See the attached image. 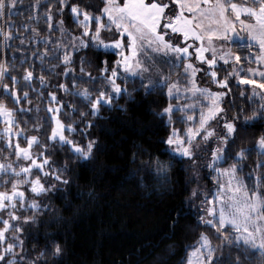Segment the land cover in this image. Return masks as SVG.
I'll list each match as a JSON object with an SVG mask.
<instances>
[{
  "label": "trees",
  "instance_id": "1",
  "mask_svg": "<svg viewBox=\"0 0 264 264\" xmlns=\"http://www.w3.org/2000/svg\"><path fill=\"white\" fill-rule=\"evenodd\" d=\"M32 2L22 0L13 11L14 32L20 23L29 22L27 17L31 14L29 4ZM50 2L41 0L35 12L42 14ZM70 3L93 13L103 7L102 0H70ZM63 15L65 26L76 31L77 24L67 5ZM35 26L40 29L41 36L49 32L43 20ZM20 31L25 38L30 35L24 29ZM104 35L118 37L108 30ZM44 46L32 41L21 46L18 37L4 41L0 35V60H6L11 74L19 77L22 69L29 67L28 64H20V57L26 55L34 64L33 72L37 76L41 74V65L32 53L37 48L43 50ZM81 56L90 61L85 63V72L97 78L86 80L89 85L99 81L100 69L105 66L103 61H107V67H112L118 59L111 51L90 46L74 54L75 63L71 67L77 71H80ZM47 63L50 62L46 61L45 67ZM53 64L59 65L55 69L56 74L43 72L47 77L45 87L41 88L37 80L31 83L38 91L21 89L17 85L21 94L24 90L29 91L27 101L21 100L19 106L0 89V98L6 99L9 107L31 109L30 112L15 113L18 126L24 129L19 137L20 144H27L26 135L38 136L41 144L36 146L34 154L42 151V145H47L48 151L44 155L51 158V167L46 166L44 171L62 168L61 175L67 181L61 183L33 170L31 176H40L48 191L35 194L30 186H20L25 193V207L19 208L20 201L16 200V215L21 218L35 216L32 222H19L23 228L21 238L25 264L28 260H35L36 264H186L193 249L199 246L201 233L207 235L215 247L214 264H264V254L260 250L243 242L229 244L222 241L214 228L201 222V212L187 203L195 180L185 158L167 149L166 138L171 125L166 116L160 115V110L170 102L166 87L146 92L139 79L129 80L128 91L116 98L111 106L102 107L99 115L93 116L89 105L72 90L64 94L57 87L65 81L72 85L71 77H65L64 66L58 61ZM12 65H15L14 70ZM3 83L11 84V80L5 77ZM49 92H55L56 96L62 93L63 98L66 96L60 117L65 124L77 128L75 133H71L76 142L85 145L90 140L94 141L88 158L74 155L68 145L61 146L48 140L52 121L51 113L46 109L56 103L49 100ZM241 93L242 89L237 88L229 101L234 103V110L240 115H251L260 102L248 89L244 95ZM81 107L83 110L79 111ZM72 108L76 110L72 111ZM88 121H92L91 126ZM35 124L41 128L35 129ZM4 126L0 117V129ZM261 135H264V120H257L246 127H240L238 123L237 134L229 142L224 164L233 162L235 153L244 148V168L261 178L259 186L264 194V164L258 167V163L264 161V155L256 146ZM17 159L4 135L0 136V162H16ZM29 162L19 159L14 166L18 168ZM160 165H163L162 170H158ZM14 179L15 176L0 174V191L10 192ZM32 200L40 205L38 210L30 207ZM9 211L12 209L0 210V219H10ZM0 227H3L2 223ZM11 231L13 229L6 236H10ZM226 231L230 234L234 230L226 226ZM55 244L60 245L59 254L53 253Z\"/></svg>",
  "mask_w": 264,
  "mask_h": 264
},
{
  "label": "snow or ice",
  "instance_id": "2",
  "mask_svg": "<svg viewBox=\"0 0 264 264\" xmlns=\"http://www.w3.org/2000/svg\"><path fill=\"white\" fill-rule=\"evenodd\" d=\"M47 2V0H46ZM178 6V10L174 15H169L166 10H169L170 3ZM22 3V0H0V19H4V24L7 25V30L0 26V35L3 36L4 41L19 38L20 45L28 43L29 41L36 43H43L45 45L43 50L37 48L32 57L38 60L41 65V74L34 76V64H32L28 56L20 57V64H28L29 67L22 69V74L18 77L12 75L9 71V64L6 60H0V89L3 94L10 97L13 104L20 105L21 100L28 99L29 91L18 90L17 85L21 89L31 88L33 91H38L33 88L32 81L37 80L41 88L46 86L47 77L43 72L48 71L56 74L55 69L58 64L47 63L46 61L56 60L62 64L63 74L65 77H71L73 84V94L80 96L90 107L91 115H99L101 108L104 106H111L113 100L118 98L122 93L128 91L127 80L139 78L141 86L145 91H151L157 87L167 88V96L169 103L160 110L161 116H167L168 122L172 123V114L174 111L182 113L193 111L197 104L200 105L198 123L193 115L181 117L188 122L189 126L184 130V134H180V130L173 127L167 137L166 145L174 146L171 151L178 154L179 157L188 158L195 166V156L199 155L200 144L195 143L196 140H201L202 143L207 144L210 138L216 137L220 146L210 149L211 156L204 165L208 169L213 170L217 176L213 177L217 180L218 188L217 194L211 198H207V213L212 219H205L201 217L200 220L205 225L216 230L218 238L226 243L243 242L245 245H251L253 248H259L264 254V228H258L257 224L264 221V194H262L259 186L260 177H256L257 183L254 185L255 190L249 192L246 190V185L243 184L241 178L237 175L240 167L238 163L231 164L228 168H218L216 165L222 162L227 152V146L231 140L234 139L238 131V122L240 127H246L250 123L257 120H264V91H257V87L264 90V0H254V4L258 6L241 5L235 2L226 3L225 0H102L103 7L99 8L96 13L89 12L80 8L75 3H70V0H53V3H58L60 7L55 8V11L62 15L64 6H68L70 13L73 15V21L82 30L79 36H76L64 26L63 19L57 20L53 24V3H48L47 8L42 14L36 13L35 9L40 7L41 0H33L29 4L31 14L27 17L28 23H20L18 28L13 27L15 21L11 20L13 11ZM93 5H90L92 7ZM187 13V14H186ZM234 14V15H230ZM20 13H17L19 15ZM242 14H247L254 18V22L246 23L241 19ZM43 20L48 27L49 32L54 28L60 32V37L53 42L52 36H41L38 25ZM241 25V30L247 33L248 47L252 48L257 44L261 55L255 56V61L258 64L257 68L244 69L240 64L241 56L233 54L231 50L225 51L222 47L219 49V59L225 64L229 61L233 62V70L223 79L218 78L216 71H210L209 75L213 83L219 87L228 89L229 76L236 77L238 85H253L252 97L259 95L262 102L257 109L251 112V115L241 117L240 115H233L231 119L226 116L224 118L223 132L221 136H216L215 129L209 127L210 121L219 117L224 113L225 109L221 107L227 91H212L210 88L201 87L197 84L195 77L200 69H197L191 62L189 57L194 56L196 60L206 62L209 67H214L217 64V48L212 46L213 40H229L241 42L242 38L235 27L236 22ZM94 25V29H93ZM24 29L30 35L25 38ZM102 30H108L118 36L116 39L105 40L102 38ZM231 33V35H230ZM69 36L68 43L63 42L65 36ZM175 36L177 39L184 41V46L178 43H173L171 37ZM190 39L200 41L199 46L194 48V52H190L192 47L189 43ZM207 41L208 47H205ZM51 43V48L48 45ZM90 46L96 48L110 49L112 54L116 55L118 59L114 61L111 68V74L106 75L109 71L107 61H103L104 67L100 69L98 78L103 80L107 85V91L104 89H97L98 95H93L87 86L77 88V80L87 77L89 80H95L91 73L85 72L86 57H80V73L77 77L75 75V68L71 67L75 63L74 53L78 54L81 50ZM23 53V48L21 47ZM151 52L154 55L161 57L162 63H169V73L161 74L162 69L154 62L146 64L145 60L149 57L146 55ZM205 53L211 55L209 59ZM141 57L144 59L142 60ZM15 60V54H13ZM251 61V55L247 58ZM90 63V61H87ZM183 63V73L185 77V87L181 88L179 78L172 80L171 68L173 65L179 66ZM13 70L15 65L11 66ZM123 68L124 72L118 73L117 69ZM157 73L156 78H147L146 74L151 72ZM241 72L252 75H259L260 79H250L247 74L242 75ZM130 74V75H129ZM123 75L125 83L121 85L117 83V79ZM5 77L11 80V85L3 83ZM171 81V82H170ZM59 89L65 92L69 91L68 85L60 83L57 85ZM182 92L185 94L183 98L189 99L192 102L188 104H172L171 100L179 101L182 97ZM40 96L43 93L39 94ZM241 95H244L242 92ZM199 97V100H197ZM48 98L50 101H56V93L49 92ZM251 99V97H250ZM31 103V101H28ZM206 105V107H204ZM63 107L61 101L56 107L51 104L46 111L51 113V132L48 135V140L53 143H58L61 146L68 145L70 151L80 158H88L91 155L94 141H89L86 146L74 142L65 135V131L71 133L76 129L72 124H65L59 117L58 113ZM76 110L75 108L73 109ZM17 111H31V109H24L22 106L12 108L7 103L0 99V117L3 118L5 127L0 130L7 140L9 147L13 148L14 155L18 158L16 162H0V174H7L15 176L16 179L11 181V191H0V210L12 209L9 211L10 219H0L3 227H0V264H25V255L23 249V239L21 234L23 228L20 226V221L29 223L35 220V216L18 217L16 215L17 204L19 200V208H24L25 193L21 189V185L30 186L32 193L40 194L48 191L45 184L41 182L40 176H31L33 170L40 172L43 176H50L52 179L67 183L61 175L62 168L52 171H44L47 167H51V158L44 155L48 151L47 145H42V151L34 154L31 149L34 145H40L41 141L38 136H24L27 144L21 146L19 142L20 135L24 129L18 126V121L15 116ZM84 113H81L83 116ZM91 126L92 121L87 122ZM195 125V126H193ZM35 129L41 128V125L35 124ZM13 137L16 139L13 140ZM257 148L261 155H264V135L258 137ZM245 149L241 148L235 153L237 161L243 160L245 157ZM251 151V149H248ZM19 159L30 161L29 163L20 167H15L14 163H18ZM159 164V162H158ZM264 164V161L258 163ZM163 165H160L158 170H162ZM226 175L228 177L226 183H221L219 177ZM251 175V174H249ZM22 177V178H21ZM195 195V192L193 193ZM7 201V203H6ZM219 205L218 207L216 205ZM30 207L38 210L40 205L36 200L30 201ZM10 221H16L13 224ZM226 226L232 228V233H227ZM11 231L10 236L6 233ZM256 232H260L261 236L257 237ZM11 241V242H9ZM199 247L195 248V253L204 256L207 264H214L213 252L215 247L211 244L207 235L201 233L199 237ZM19 249V251H17ZM61 251L60 245L55 244L53 248L54 254H59ZM40 255H43L41 253ZM27 264H36L35 260H28Z\"/></svg>",
  "mask_w": 264,
  "mask_h": 264
},
{
  "label": "rangeland",
  "instance_id": "3",
  "mask_svg": "<svg viewBox=\"0 0 264 264\" xmlns=\"http://www.w3.org/2000/svg\"><path fill=\"white\" fill-rule=\"evenodd\" d=\"M119 2H122V0H119ZM225 2L229 3V4L232 3V2H235V3L241 4V5L258 6L257 4H254V0H225ZM50 3H53V0H51ZM20 5H21V3L19 4V6ZM57 7H60V5L58 3H53V21L52 22H53L54 25H55L56 21L60 20V19H63V21L65 23L64 15L62 16L60 14L61 16L57 17V16H59V13H57L55 11V8H57ZM65 7L66 6H64V9H65ZM177 10H178V6H175L174 2H173V3H170L169 10H166V11L168 12L169 15H174ZM230 15H234V14L230 13ZM72 17H73V15H72ZM241 19L245 20L246 23L254 22V18L249 17L247 14H242ZM0 26H3L4 28H5V26H7V25L4 24V19H0ZM64 26H65V24H64ZM235 27H236V29H237V31L239 33V37L242 38L241 42L238 43V42L229 41V40L221 41V40H218V39L214 38L212 46L217 48V50H218L217 51V64L214 67L210 68L209 65H207L206 62L198 61V60L195 59L194 56L189 57V59L195 65V67L197 69L201 70V71H198L196 73V77H195V80H196V82H197V84L199 86L210 88L212 91H227L226 89L221 88L217 84L213 83L212 80H211V77L209 75L210 71H216L217 74H218V78L219 79H223V78H225L227 73H229V72H231L233 70V62L232 61H229L228 63L225 64L223 61H221L219 59V55H220L219 49L221 47L225 51L231 50V52L233 54H239L241 56L240 64L243 66L244 69H247V68H250V67L251 68H257L258 67V64L255 61V56H258V55L262 54L259 51L258 45L254 44L252 48H249L248 47L247 38H246L247 37V33L245 31L241 30V25H240V23L238 21L236 22ZM65 28L68 29L70 31V33H72V34H74L76 36H79L80 32L82 30L78 25L76 26V28H77L76 31L72 30L70 28H67L66 26H65ZM93 29H94V25H93ZM5 30H7V29L5 28ZM104 31L105 30H102V33H101V36H102L103 39H105V40L116 39V38H110V37L108 38V37H106L104 35ZM60 35H61L60 32L57 29L54 28L51 32H47V34L45 36H52L53 42H54V40L56 38L60 37ZM230 35H231V33H230ZM171 39L173 40V43H178L181 46H184V41L182 40V38L181 39H177L175 36H173V37H171ZM68 41H69V36L66 35L63 38V42L64 43H68ZM189 43L191 45H193L192 47L189 48V51L190 52H194V48L199 46L200 41H196V40L190 39ZM41 44L42 43H40V45ZM51 46L52 45L50 43L48 45V47L51 48ZM205 47H208L207 41H205ZM101 49H103V48H101ZM103 50L112 52V50H110V49H103ZM146 55L149 57L148 60H145L146 64H151L152 62H154L159 68L162 69V73L161 74H168L169 73V63H172V60H174V58L169 60L168 63H162L161 62V57L159 55H154L151 52H148ZM205 55L209 59L212 58L209 53H205ZM250 55L252 57L251 61H249L247 59ZM141 59L143 60L144 58L141 57ZM55 61L56 60H49V62L52 63V64L55 63ZM261 66H264V65H261ZM112 67H108L109 71H108V73L106 75H110L111 74L110 70H111ZM75 70H76V68H75ZM117 71H118V73H121V74L124 72L123 68H118ZM182 73H183V63H179L178 67L173 65V67L171 68L172 80H176L177 78H179V82L181 84V88L186 86L184 84L185 77L182 75ZM241 74L242 75L247 74L250 79H257V80L260 79L258 74L257 75H252V74L245 73V72H241ZM39 75L40 74H38L37 76H39ZM75 75L77 77H79L81 75L80 71L76 70L75 71ZM156 75H157V73H155L154 71L151 72V73L146 74L145 83H147V78L148 77L154 79V78H156ZM135 79H139V78L137 77ZM135 79H128L127 82L129 80L133 81ZM86 80H89V79H87V77H85L82 80L78 79L76 87L77 88H81V87L87 86L89 88V90L93 93L94 96L98 95L97 89H104L106 91L108 90L107 89V85L100 78H99V81H96L95 84L92 83L91 85H89ZM228 80H229L228 89H230V91H227V95L224 97V99L222 101V104H221V107H223L225 109V111H224V113H221L217 119H215L213 121H210V123H209V127L215 129L216 136H221V135L224 134V132H223V124H224L225 116L228 119H231L233 115H240L239 112L234 110V109H236V107L234 106V103L233 104L230 103V101H229L230 96H234V91L237 88L242 89V92L244 94H245V92L248 89L250 91L251 95H252V89L254 87L253 85H238V81H237L236 77H234V76H229ZM64 83L68 85L69 90L73 91V87H71V86H73V84L70 85L68 81H65ZM117 83H120L121 85H123L125 83L123 75H121L117 79ZM9 85H11V84H9ZM256 87H257V91H264V90L259 89L258 86H256ZM166 90H167V88H166ZM62 92L64 94H68L69 93V91L65 92L63 90H62ZM61 94L62 93H59V95L56 96L57 99H56V101H54L56 103L51 104L52 107H56V105L59 104L61 101L63 103L66 101V96H65V98H63V96L61 97ZM184 95L185 94L182 92V94H181L182 98L179 101L171 100V103L174 104V105L177 104V103H179L181 105L191 103L192 102L191 100L183 98ZM254 97L256 99H258V101L260 103L262 102L261 97L259 95L254 96ZM0 99L4 100L6 103H8V101L6 99H4L3 97L0 98ZM59 99H61L60 102H58ZM197 100H199V97H197ZM204 107H206V105ZM73 109L74 108H72V111H74ZM78 110L79 111L83 110V108L81 107ZM199 110H200V105L197 104L196 108L193 111H191V112L182 113V112H179V111H174L173 114H172V123L168 122L171 125L170 132H171L172 128L175 127L177 129H179L180 130V134L183 135L184 134V130L189 126V124H191V122H188L185 119H181V117H186L187 115H193L194 119L196 120V123H198ZM58 115L60 117V112L58 113ZM240 116L243 117V115H240ZM166 118H167V116H166ZM60 119H61V117H60ZM167 121H168V119H167ZM193 126H195V125H193ZM4 127H2L0 130H2ZM73 127L77 130V128L75 126H73ZM75 131H74V133H75ZM170 132H169V134H170ZM71 133L73 134V132H71ZM71 133L65 131V135H67L69 137V139H71L74 142H76V140L71 136ZM0 136H3V134L1 135V133H0ZM166 140H167V138H166ZM195 143L201 145V147L199 149V153L200 154L196 155L195 158H194L195 159V166H193V163H192L191 160H189L188 158H185L186 166L188 168H190V170L192 172V178L195 180V185L193 186L192 192H191L190 196L187 199V203L201 212L200 218L204 217L205 219H212V217L209 216L208 213H207V207L209 205L207 203L206 197L207 198H211V197H213L214 195L217 194L218 184H217V180L213 178V177H216L217 174L213 170L208 169L207 167H205L204 165L207 163V160L211 156L210 149L215 148V147H219L220 144L217 141L216 137L210 138V142L207 143V144L202 143V141L199 140V139L196 140ZM86 145H87V143L85 145H83V146H86ZM21 146H26V144L25 145H21ZM36 146L37 145H34L32 147V149H31V151L33 153H34V149L36 148ZM172 148H174V146H168L167 145V149L168 150L171 151ZM227 149H228V146H227ZM9 153H11V152H9ZM9 153L7 154V156L9 155ZM176 155H178V154H176ZM226 160H227V152L225 153L224 160L222 162L218 163L216 165V167L224 169V168H228L233 163H238L240 165V167H239V169L237 171V175L241 178V180L243 181V184L246 185V190H248L249 192L255 190L254 185L257 183V181H256L257 175L253 174L250 170H245V168H244L245 167L244 159L240 160V161H237L235 159L231 163L224 164V162ZM249 174H251V175H249ZM227 179H228V177L226 175L219 177V180H220L221 183H226ZM194 192H195V195L193 194ZM216 206L218 207L219 205L217 204ZM257 227L258 228H264V221H261L260 223H258ZM255 235L257 237H259V236H261V233L260 232H256ZM249 246H251V245H249ZM255 249L260 250L259 248H255ZM186 264H206V259H205L204 256L196 254L195 253V249H193V251L191 252L190 257H189V259H188Z\"/></svg>",
  "mask_w": 264,
  "mask_h": 264
}]
</instances>
